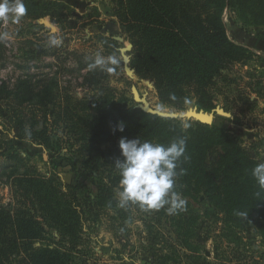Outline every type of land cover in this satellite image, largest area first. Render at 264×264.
Returning <instances> with one entry per match:
<instances>
[{
	"label": "trees",
	"instance_id": "trees-1",
	"mask_svg": "<svg viewBox=\"0 0 264 264\" xmlns=\"http://www.w3.org/2000/svg\"><path fill=\"white\" fill-rule=\"evenodd\" d=\"M110 3L133 45L130 67L138 78L154 82L161 104L178 112L193 104L206 113L221 107L232 115L239 105L253 104L226 71L251 62L254 51L230 36L224 12H236L245 26H264V0ZM25 4L27 13L20 20L27 47L35 45L29 36L32 29L46 30L39 21L73 12L61 0H25ZM99 41L106 44L103 38ZM41 54L61 57L51 48L42 47ZM77 59L79 66L71 73L87 71L80 85L88 90L83 98L62 86L60 73L68 72L62 65H39V73L34 74L31 60H26L27 64L17 66L23 73L12 84H0V113H6L7 123H14L26 140L66 157L96 193L86 182L64 184L57 172L42 174L30 157L0 143V181L11 195L10 202L0 204V264H81L88 254L87 225L107 222L116 234L124 229L126 211L133 213L140 207H120L114 193L119 191L114 163L122 158L121 137L160 143L186 137L189 159L180 165L186 171L177 177L176 185L187 202L186 210L169 214L160 209L161 219L172 231L150 229L146 252L155 264H203L199 209L218 226L219 237L229 246L239 248L246 229H253L264 244V191L251 175L260 161L244 147L238 132L225 125L166 119L145 111L127 92L107 83L111 73L119 72L118 62L110 69L94 67V59ZM55 67L56 72H46ZM221 95L224 105L218 102ZM121 122L124 131H114ZM233 123L242 122L234 117ZM72 149L78 155L68 158Z\"/></svg>",
	"mask_w": 264,
	"mask_h": 264
},
{
	"label": "rangeland",
	"instance_id": "rangeland-1",
	"mask_svg": "<svg viewBox=\"0 0 264 264\" xmlns=\"http://www.w3.org/2000/svg\"><path fill=\"white\" fill-rule=\"evenodd\" d=\"M61 1L69 4L73 12H66L67 17L44 18L56 27L57 32L55 34H52L39 21L38 24L46 30L32 29V33L29 35L30 40L35 44L32 47H27L26 39L22 38L21 33L24 25L21 20L19 22L11 19L8 21L0 20V84L2 81L12 84L23 73L17 69V66L27 64L26 60H31L30 64L33 66L31 72L34 74L39 73L38 68H36L39 65L59 63L68 70L63 74L60 73L62 86L68 87L72 94L83 98L88 90L80 87V85L87 71L78 70L74 73L71 71L79 66L80 59L77 57H81L82 60H96L99 56L106 61L104 67L112 69L114 63H119V72L111 73L107 81L111 87L125 91L129 97L133 98L132 87L136 86L140 97H145L148 100V104L143 105L146 110L178 112L160 103L155 89L149 88L145 83L147 80L137 76L135 80H130L125 74L120 54V49L124 48V43H120L114 38L120 36L124 38L126 43L130 42L123 34L117 19L113 16L110 0ZM87 15L94 17L87 20L84 18ZM224 21L232 38L254 50V57L251 62L246 65L239 64L226 71L231 78L237 80L238 89L253 104L249 107V105L240 103L241 105L238 106L235 114L230 113L231 118L216 116L217 123L238 132L244 147L261 162L264 161V26H245L237 13L230 9L224 12ZM85 22L93 23L84 27ZM5 33L6 35H2ZM99 38L105 39L106 44L100 42ZM53 39L56 40L55 44L52 43ZM110 39L114 42L107 41ZM42 47L51 48L52 51L57 52L61 56L60 60H56L52 56L42 55ZM127 54L130 56V52ZM56 69L57 67L53 70L47 69L46 72L52 71L54 73L57 71ZM237 87L235 86V88ZM227 95L230 96L231 94L228 93ZM218 100L221 105H224L222 95L218 97ZM195 107L193 104L187 110ZM234 117L240 118L242 123L235 125L233 123ZM5 118H7L6 113L1 112L0 143L5 148L13 147L23 156L30 157L31 164L35 165L42 174L57 172L64 184L86 182L96 193V189L89 182L90 180L75 172L66 157L50 153L45 147L26 140L21 136L14 123H7L8 120ZM74 155H78V151L68 150V158H74ZM117 192L114 191L116 197ZM10 201V191L0 181V204ZM159 211H146L141 208L136 209L133 213L129 210L126 211L128 213L126 221H118L124 224V229L117 234L111 232V227L107 222L87 225L85 237L88 254L81 264H155L149 253L146 252V247L150 246L148 241L150 229L163 233L172 231L170 225L161 219ZM199 211L200 216L203 217L199 233V241L202 242L203 248V264H264V244L262 239L253 232V229H246L242 232L243 241L238 246L239 248L233 245L229 246L219 237L218 226L215 227L213 222L206 218L202 209ZM128 220L132 222L128 223ZM9 264L17 263L13 261Z\"/></svg>",
	"mask_w": 264,
	"mask_h": 264
},
{
	"label": "clouds",
	"instance_id": "clouds-1",
	"mask_svg": "<svg viewBox=\"0 0 264 264\" xmlns=\"http://www.w3.org/2000/svg\"><path fill=\"white\" fill-rule=\"evenodd\" d=\"M26 13L25 0H0V20L19 22ZM52 43L55 44L56 40L53 39ZM105 63L98 56L93 66L103 67ZM170 99L175 100V95L171 94ZM117 130L124 131L123 122L114 129ZM119 149L122 158L116 159L114 165L120 177L117 192L120 207L134 204L146 211L166 208L169 214L186 210V200L176 191L177 177L186 171L180 165L189 159L186 137L169 143L121 137ZM251 175L259 189L264 191V161L252 168ZM239 215L246 217L247 213Z\"/></svg>",
	"mask_w": 264,
	"mask_h": 264
},
{
	"label": "water",
	"instance_id": "water-1",
	"mask_svg": "<svg viewBox=\"0 0 264 264\" xmlns=\"http://www.w3.org/2000/svg\"><path fill=\"white\" fill-rule=\"evenodd\" d=\"M41 23L43 24L44 27L48 28L52 34H55L57 32L56 27L52 25L48 19L42 20ZM114 39L120 43H124V48L120 49V54L122 56V62L124 65V71L130 80H135L136 79L135 71L130 67L131 57L128 56L127 54L132 51L133 45L131 43H126L124 41V38L120 36L115 37ZM145 83L148 85L149 88L155 89L154 82L147 80L145 81ZM132 96L134 102L138 104L142 109L166 119L181 120V121H185V120L197 121L208 126H213V125L220 126L221 124L217 123L218 120L216 116L227 119L232 117L230 113L225 112L224 109L220 107L216 108L211 113H206L202 110L199 111L197 107L190 108L186 112H175V111L166 112V111H152V110L150 111V110H146L143 107V105L148 104V100L145 97L142 98L140 97L138 88L136 86L132 87Z\"/></svg>",
	"mask_w": 264,
	"mask_h": 264
},
{
	"label": "flooded vegetation",
	"instance_id": "flooded-vegetation-1",
	"mask_svg": "<svg viewBox=\"0 0 264 264\" xmlns=\"http://www.w3.org/2000/svg\"><path fill=\"white\" fill-rule=\"evenodd\" d=\"M248 48L252 49L251 47L247 46ZM253 50V49H252ZM254 51V50H253Z\"/></svg>",
	"mask_w": 264,
	"mask_h": 264
}]
</instances>
